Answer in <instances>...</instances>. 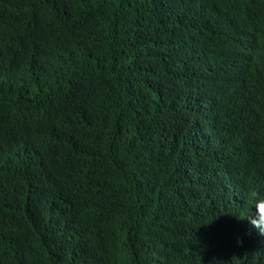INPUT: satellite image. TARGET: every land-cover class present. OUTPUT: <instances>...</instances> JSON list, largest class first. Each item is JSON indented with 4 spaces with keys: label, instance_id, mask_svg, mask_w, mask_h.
Instances as JSON below:
<instances>
[{
    "label": "trees",
    "instance_id": "1",
    "mask_svg": "<svg viewBox=\"0 0 264 264\" xmlns=\"http://www.w3.org/2000/svg\"><path fill=\"white\" fill-rule=\"evenodd\" d=\"M264 0H0V264H264Z\"/></svg>",
    "mask_w": 264,
    "mask_h": 264
},
{
    "label": "clouds",
    "instance_id": "2",
    "mask_svg": "<svg viewBox=\"0 0 264 264\" xmlns=\"http://www.w3.org/2000/svg\"><path fill=\"white\" fill-rule=\"evenodd\" d=\"M252 203L254 208L245 217L250 225V230H255L259 235L264 236V194L252 190Z\"/></svg>",
    "mask_w": 264,
    "mask_h": 264
}]
</instances>
